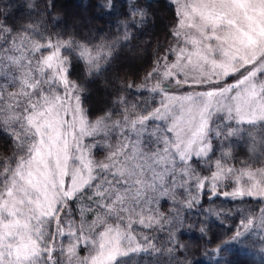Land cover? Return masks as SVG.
<instances>
[{
    "label": "snow or ice",
    "instance_id": "snow-or-ice-1",
    "mask_svg": "<svg viewBox=\"0 0 264 264\" xmlns=\"http://www.w3.org/2000/svg\"><path fill=\"white\" fill-rule=\"evenodd\" d=\"M168 4L166 39L147 45L150 70L133 84L115 65L137 55L132 29L152 23L154 3L101 0L126 19L81 39L58 30L68 21L57 0H0V264H142L153 253L220 264V248L182 252L176 234L193 226L159 208L202 217L194 227L211 245L231 209H205V194L257 202L240 210L234 240L264 229V0ZM101 82L111 106L90 120ZM165 227L163 249L137 230Z\"/></svg>",
    "mask_w": 264,
    "mask_h": 264
},
{
    "label": "trees",
    "instance_id": "trees-1",
    "mask_svg": "<svg viewBox=\"0 0 264 264\" xmlns=\"http://www.w3.org/2000/svg\"><path fill=\"white\" fill-rule=\"evenodd\" d=\"M101 0H57V15H59L62 20H67V25H62L59 31H63L67 28L70 32H79L80 38L85 36H105L114 33L118 30L119 22L125 20L126 17L120 15H105L100 8L95 7ZM114 3L122 5L123 9L128 10V6L131 0H113ZM139 3L146 5L148 3H154L153 19L152 23L143 26V30L132 29L135 33L134 44H139L137 55H133L131 49L125 50L122 53V59L119 61L116 68H121L122 71L120 75L124 79L133 84H138L141 82L143 77L150 70V65L146 63V58L149 56V52L145 51L148 44H155L157 42H162L166 39L165 30L167 26L171 23L172 13L174 8L170 7L168 0H139ZM89 5H93L89 7ZM163 5V6H162ZM119 11V9H118ZM14 16L16 15L15 10H13ZM103 28L104 33L97 32L98 29ZM95 55V53H93ZM138 56H142L145 59H140ZM111 73L109 78H111ZM103 82L100 84L92 86L89 92L90 99L86 102V107L89 109L90 113L94 112L95 115L89 116L90 120H95L98 116L103 115L104 111L110 108L109 101L111 96L108 91L103 88ZM142 99H150L149 96H144ZM158 99V98H157ZM238 160L246 159L243 153L239 152L237 149ZM103 154L97 155V159H102ZM239 167V163H236ZM206 174V172H205ZM229 190V189H225ZM181 198L182 197H178ZM251 198H245V202L242 203L239 200H231L230 198H225L223 196L216 198L202 195L201 203L205 209L212 208L215 211L223 210L227 212L231 209V214L225 218L222 214L218 220L220 224L212 227V232L209 233V238L212 240L211 245H207V242L200 239L199 229L194 227L196 223L202 217L193 218L190 216L183 208H176L173 204L169 203L165 205L163 202L159 206L160 211L167 214L169 212L179 211L180 216L186 220L188 225H192V230L187 231L181 229L180 233H177V238L180 243L185 245L182 252L187 254V250L191 249L193 252L197 253V259H199L198 253L204 249L208 248L209 251L213 249H223L219 252L216 257H213V262L219 259L220 264H264V234L258 229H254L249 233H245L240 238L234 240L235 231L239 228V221L242 219L239 212L241 209H246L256 206V201L251 200ZM206 200H215V203H207ZM264 207V205H261ZM197 210L198 206H197ZM139 232L145 235H149L153 243L157 247L163 249L167 244V227L160 231H153L147 228H138ZM179 260H183L184 256H181L179 252L176 253ZM168 264L167 257H159L157 253H153L151 256L144 255L142 264Z\"/></svg>",
    "mask_w": 264,
    "mask_h": 264
},
{
    "label": "rangeland",
    "instance_id": "rangeland-1",
    "mask_svg": "<svg viewBox=\"0 0 264 264\" xmlns=\"http://www.w3.org/2000/svg\"><path fill=\"white\" fill-rule=\"evenodd\" d=\"M256 229H258L259 231L263 232L264 234V229H261L259 226L255 227Z\"/></svg>",
    "mask_w": 264,
    "mask_h": 264
}]
</instances>
